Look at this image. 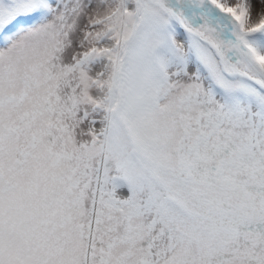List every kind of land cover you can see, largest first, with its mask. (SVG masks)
Masks as SVG:
<instances>
[{
	"label": "snow or ice",
	"instance_id": "6c2138e0",
	"mask_svg": "<svg viewBox=\"0 0 264 264\" xmlns=\"http://www.w3.org/2000/svg\"><path fill=\"white\" fill-rule=\"evenodd\" d=\"M0 264H264V0H0Z\"/></svg>",
	"mask_w": 264,
	"mask_h": 264
}]
</instances>
